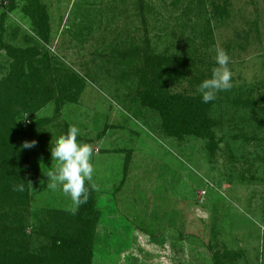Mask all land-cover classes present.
I'll return each instance as SVG.
<instances>
[{
	"label": "rangeland",
	"instance_id": "1",
	"mask_svg": "<svg viewBox=\"0 0 264 264\" xmlns=\"http://www.w3.org/2000/svg\"><path fill=\"white\" fill-rule=\"evenodd\" d=\"M9 1L0 0L5 44L48 53L62 77H88L81 94L32 117L45 119L48 147L30 158L27 232L48 212L77 210L84 180L100 213L92 264H264V0H39L48 43L35 8L16 0L11 11ZM223 2L229 16L213 22L211 5ZM131 34H146L156 53L194 52L200 75L215 76L214 151L166 135L131 78L107 71Z\"/></svg>",
	"mask_w": 264,
	"mask_h": 264
},
{
	"label": "trees",
	"instance_id": "2",
	"mask_svg": "<svg viewBox=\"0 0 264 264\" xmlns=\"http://www.w3.org/2000/svg\"><path fill=\"white\" fill-rule=\"evenodd\" d=\"M15 1H9V10L14 9ZM24 1L27 8H35L29 13L48 43L51 30L42 4ZM179 1L172 0L173 5ZM144 7L141 2L140 16L146 26ZM210 13L213 22L227 18L228 3L212 4ZM1 26L0 52L5 56L0 53V264H92L100 213L89 182L78 180L75 185L77 210L48 212L43 227L26 230L30 226L26 211L30 158L45 154L48 147L42 130L45 119L32 121V117L52 101L60 108L70 95L81 94L88 77L75 73L62 77L48 53L5 44ZM129 39L115 43L113 57H106L112 63L107 71H118L121 83L131 78V94L158 115L166 135L179 139L195 136L207 140L214 151L218 141L210 115L218 83L212 72L200 75L194 52L182 56L156 53L146 34L143 39L131 34ZM246 105L256 107L249 100ZM10 216L17 222L7 224ZM36 239L40 243L45 239L46 246L36 249Z\"/></svg>",
	"mask_w": 264,
	"mask_h": 264
}]
</instances>
